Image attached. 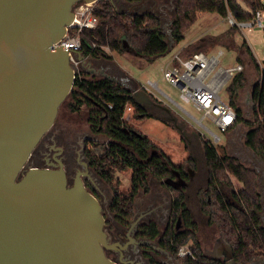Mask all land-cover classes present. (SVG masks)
<instances>
[{"label":"water","instance_id":"1","mask_svg":"<svg viewBox=\"0 0 264 264\" xmlns=\"http://www.w3.org/2000/svg\"><path fill=\"white\" fill-rule=\"evenodd\" d=\"M78 1L0 0V264H118L105 253L110 243L102 206L82 178L77 175L68 185L61 164L24 169L74 83L68 52L63 43H54L72 21ZM110 1L117 9L116 0ZM143 1L118 11L131 14ZM167 34L169 50L174 40L170 30ZM123 46L128 48L125 40ZM77 57L87 72L97 71L81 51ZM102 76L128 87L143 106L171 110L143 88L106 72ZM254 161L264 185V165ZM213 250V258L238 264L221 234Z\"/></svg>","mask_w":264,"mask_h":264},{"label":"trees","instance_id":"2","mask_svg":"<svg viewBox=\"0 0 264 264\" xmlns=\"http://www.w3.org/2000/svg\"><path fill=\"white\" fill-rule=\"evenodd\" d=\"M124 1L132 3L138 0ZM173 4L169 28L176 44L183 39L184 31L196 20L198 13L217 12L223 17L230 13L236 20H248L257 9L263 8L264 0H173ZM93 13L98 18V24L95 29H85L82 33L84 54L106 55L99 47L106 44L111 50L131 51L151 62L168 51V34L162 30L161 20L154 13H120L110 0H97ZM88 39L95 41L98 47L91 50ZM124 40L128 48L123 46ZM245 48L257 67L256 58L246 43ZM196 50L202 49L197 48L188 54H181L187 56ZM243 82L242 73L235 71L225 86L229 96L228 102L237 114L235 122L242 119V111L235 105L234 99ZM67 98L71 112H78L86 106L88 130L105 136V140H90L92 148L87 146L86 156L90 167L110 190V211L119 214L122 222L127 223L132 218L133 202L137 193L149 189L148 176L152 174L162 177L167 174L169 166L175 164L145 133L122 118L124 106L126 103H132L134 116L138 119L162 120L136 102L128 87L102 75L96 76L85 71L75 77ZM252 100L254 118L247 122L245 144L264 161V72L261 83L252 90ZM199 140L209 175V190L203 198V210L216 225L223 239L232 247L236 262L249 264L252 260L264 256V226L261 225L262 204L257 188V173L236 156L228 154L223 145ZM154 149L159 154H152ZM190 160L191 156L187 154L182 161ZM126 168L131 170L130 189L121 191L115 172ZM232 177L239 183L238 186L233 183ZM207 196L210 198L207 199ZM174 206L176 212L182 210L185 213L186 226L190 228L176 230L173 223L168 225L162 232L160 245L166 248L179 264H224L203 255L196 239V224L190 219L181 197H176ZM146 232L154 238L159 229L155 223H151ZM189 239L194 243L190 245L194 258L178 255L179 248ZM152 263L163 264L157 260H152Z\"/></svg>","mask_w":264,"mask_h":264},{"label":"rangeland","instance_id":"3","mask_svg":"<svg viewBox=\"0 0 264 264\" xmlns=\"http://www.w3.org/2000/svg\"><path fill=\"white\" fill-rule=\"evenodd\" d=\"M117 8L120 9L118 5ZM172 16L173 13H170V19L161 22L162 30L165 33L170 30L169 22L171 21ZM245 43L253 52L257 61V67L251 61L248 50L245 48ZM99 47L106 55L99 53L95 56H91L93 58L98 56L103 57L105 61L118 65L121 69V71L119 70L120 77L130 75L134 81L137 82L133 87L146 84L148 79L154 80L157 82L158 88L162 92L168 94L175 102L183 106L191 115L197 118L201 117L202 110H197L191 103L182 100L179 96V88L172 85L163 77L161 67L165 62L177 50H180L183 54H188L192 50L199 48L205 50L208 54H217L219 49L223 50V54L219 55L218 58L219 65L223 68L235 65L236 63L241 64L242 69L240 72L244 77V82L236 91L234 103L241 109L242 119L235 122L230 129L225 130L224 132L219 130L206 117L203 118V123L214 132L221 135V140L216 143L217 145H223L228 154L236 156L241 162L256 171V180L258 183L257 188L260 193L262 204L261 213L264 214V185L260 182L262 171L256 170L258 165L254 160H257L262 165H264V161H262V159L245 144V133L248 129L247 122L248 120L252 121L254 118L252 90L255 86H259L262 81V72H264V23L263 25L254 24L250 27L239 29L235 26L233 27L226 17L221 16L217 12L198 13L196 20L184 31L183 39L174 44L164 55L158 56L151 62L144 57L138 56L129 51L118 52L111 50L106 44H101ZM221 77H224L225 81H227L220 89L219 94L224 100L229 101L225 86L232 79V75L228 77L224 73H220L216 76L217 79H220ZM123 80H125V78ZM129 87L132 86L129 85ZM159 89H154V95L159 98L158 102L160 101L161 103L166 104L177 117L176 119L179 124L185 125V128H189L188 130H194L198 135V138L205 141V136L201 132L203 131V128L193 120L191 115L183 112L173 101L166 98ZM67 101L68 98L61 104L57 119L68 121L71 126L89 131L88 124L86 123L87 107L83 106L80 111L71 112L68 108ZM152 112L162 121L155 118L138 119L134 116V111L133 113H126V116L123 117V119L145 133L165 152L173 163L181 162L187 156L188 150L185 142L180 138V133L173 124L166 119L163 113L158 110H152ZM258 118L260 119V116ZM92 134L96 137L95 139L97 141L105 140V136L103 135ZM190 145L191 150L196 154L198 165L202 167L203 155L199 141L195 139ZM90 148L92 147L90 146ZM130 175L131 170L129 168L115 172L118 187L121 191H128L130 189ZM96 176L98 175L96 174ZM98 177H96V180L99 182L100 187L109 199L111 196L110 190L101 179H98ZM148 179L152 186L150 175L148 176ZM232 180L234 184L237 186L239 185L234 177H232ZM137 203L139 206L143 205L142 200L139 198H137ZM191 206L195 211H198L199 206L197 204L192 203ZM104 210L105 213L111 217L112 214L107 206ZM105 213L103 212L104 216ZM198 214L201 228L199 245L210 246L213 239L218 236L217 227L211 222V220L207 219L205 214L200 213V211H198ZM166 261L170 264H175L173 259H167Z\"/></svg>","mask_w":264,"mask_h":264},{"label":"flooded vegetation","instance_id":"4","mask_svg":"<svg viewBox=\"0 0 264 264\" xmlns=\"http://www.w3.org/2000/svg\"><path fill=\"white\" fill-rule=\"evenodd\" d=\"M129 4L130 3L124 0H116V8L117 5L120 7V9L117 8V10L127 9ZM172 5L173 0H144L141 4L133 7L131 11L133 13L138 11L152 12L160 16L159 19L162 22L170 19V13L173 11V8H170ZM165 14H167V16H165ZM91 57L92 56L87 60H90L97 68V71L91 74L99 76L102 75V72H106L108 75L115 77L118 81L126 83V81L119 76L120 73L117 71L114 64L105 61L103 57H92L93 59ZM82 67L83 71L87 72L83 65ZM144 107L151 112L152 110L160 111L164 114L166 119L173 124L180 133V138L185 142L191 160L174 163L175 166H169L167 174L162 177L151 174L150 177L153 187L149 183L150 186L148 191H140L137 193L133 202V215L127 223H123L119 214L115 212L110 211L112 214L111 217L105 213L104 209L106 206L109 208L112 197L110 196L108 199L105 192L100 187L99 182L96 180L98 176H96L95 171L90 167L89 160L86 156V150L87 146L90 144V140L96 138L91 132L71 126L68 121L59 120L56 117L52 126L40 137L32 149L30 156L24 164V169H28L32 166L57 168L61 164L65 171L68 185L73 183L77 175L82 178L85 187L100 201L102 212H104L106 216L104 229L108 235L110 246L105 248V253L118 264H153L152 260L160 261L163 264H170L166 261L167 259H173L175 264H179L175 257L166 248L160 245L159 240L161 239L163 230L172 223L176 230L189 227L186 226L185 213L182 212V210L175 211L174 203L178 196L181 197L184 208L188 211L190 219L196 224V239L200 242L201 228L198 220V211L205 214L207 219H209L208 215L203 210V198L207 195L209 190L208 170L203 150L202 167L198 165L196 154L191 150L190 144L192 141L197 139L200 143L198 135L194 130H188L189 128H185V125L179 124L176 119L177 117L171 110L167 112L156 105ZM155 153L159 154L156 151L152 154ZM98 179L102 180L101 177H98ZM166 179L168 181H166ZM149 181L148 179V182ZM105 185L107 186L106 183ZM137 198L142 200V206H139L137 203ZM209 198L210 197L207 196V199ZM192 203L199 206L198 211L193 209L191 206ZM260 216L261 225H263L264 214L261 213ZM134 221L135 224H132ZM151 223H155L159 229L158 234L154 238H151L146 232L148 225ZM219 234L221 233L218 231V236ZM218 236L213 239L210 246H202L200 244V248L202 246L201 251L203 255L213 260L224 262L225 264L222 257H212L214 252L213 246ZM186 242H188L189 248L190 245H194L192 239ZM190 251L192 252L191 255H182L179 253L178 255H189L194 258L195 256L191 248ZM234 261L236 262L235 259ZM252 261L253 264H264V256L258 257ZM251 262L249 264H251Z\"/></svg>","mask_w":264,"mask_h":264},{"label":"built area","instance_id":"5","mask_svg":"<svg viewBox=\"0 0 264 264\" xmlns=\"http://www.w3.org/2000/svg\"><path fill=\"white\" fill-rule=\"evenodd\" d=\"M94 2L78 1L73 6L74 16L72 21L66 26L65 33L54 44L63 43L64 49L68 52L69 62L74 70V77L80 76L83 71L82 60L77 57V52H82V33L85 29H95L98 24V18L93 13ZM264 9H257L248 20H236L230 13L226 16L228 22L239 29L250 27L254 24L263 25ZM89 40L91 50L98 47V44ZM83 53V52H82ZM223 50L219 49L217 54H208L203 50H196L191 54L184 56L180 50L174 52L171 57L161 67L163 77L172 85L179 88V96L185 102L191 103L197 110H202L201 117L197 118L191 115L183 106L175 102L168 94L162 92L157 82L148 79L146 84L138 85L136 88L145 89L154 100L158 97L154 95V89H159L166 98L173 101L183 112L191 115L193 120L203 128L202 134L205 140L213 144L221 140V135L214 132L203 123V118H208L219 130L224 131L236 121L237 114L235 109L220 96V89L225 83V78L217 79L216 76L224 73L231 76L233 72L242 69L241 64L225 67L219 66V55ZM84 54V53H83ZM87 60L91 55L84 54ZM111 107V104H107ZM132 103H126L124 106L122 118L127 113H133ZM179 254H192L187 242L184 243L178 251Z\"/></svg>","mask_w":264,"mask_h":264},{"label":"crops","instance_id":"6","mask_svg":"<svg viewBox=\"0 0 264 264\" xmlns=\"http://www.w3.org/2000/svg\"><path fill=\"white\" fill-rule=\"evenodd\" d=\"M203 51H205V50H203ZM206 52V51H205ZM253 53V52H252ZM223 54V53H222ZM114 66L116 67V69H117V71L119 72V70L121 71V69H120V67L118 66V65H115L114 64ZM220 66V65H219ZM121 78H125V81H126V83H128L130 86H132L133 87V85L135 84V83H137V82H135L134 81V79L129 75V76H124V77H121ZM227 81V80H226ZM226 81H225V83H226ZM131 83V84H130ZM225 83H224V85H225ZM140 84V83H139ZM223 85V86H224ZM134 87H136V86H134ZM160 102V101H159ZM171 112H172V110H171ZM173 113V112H172ZM174 114V113H173ZM175 115V114H174Z\"/></svg>","mask_w":264,"mask_h":264}]
</instances>
